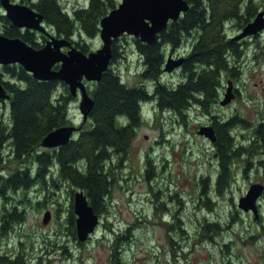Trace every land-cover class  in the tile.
Here are the masks:
<instances>
[{
    "label": "rangeland",
    "instance_id": "rangeland-1",
    "mask_svg": "<svg viewBox=\"0 0 264 264\" xmlns=\"http://www.w3.org/2000/svg\"><path fill=\"white\" fill-rule=\"evenodd\" d=\"M14 1L30 5L29 2L35 0ZM105 1L120 5L123 0ZM88 3L89 0H60L70 15ZM260 8L264 9V4ZM2 13L0 4V16ZM234 26L235 20L225 25L231 37L239 32L240 26ZM46 28L53 34L56 32L48 23ZM2 32L3 23L0 21ZM74 36L76 41L85 43L88 50H96L102 45L99 36L89 37L77 32ZM126 40L123 41V57L111 65L128 85L145 83L153 94L157 82L171 87L187 79L183 67L164 72L159 80L143 81L138 75L144 62L133 37L126 35ZM194 42L191 36L184 38L172 54L175 57L187 55ZM258 43L264 45V31L258 37L241 42L239 54L228 51V68L219 72L217 85L235 78L243 96L230 108L216 107L215 111L227 119L239 111L252 123L249 127L235 124V136L242 131L253 134L257 122L264 119V58L260 55ZM167 52L168 55L170 50ZM200 68L198 66V70ZM0 73L3 80L12 79L2 65ZM68 89L60 85L55 97L67 95ZM80 100L78 93L68 104V116L76 127L83 121ZM9 105L10 99L0 101V120L6 123L10 122ZM141 110V124L128 153L124 156L112 154L107 162V167H112L117 175L109 197L110 212L100 214L101 223L90 240L80 244L66 227L70 226L67 216L74 197L69 182L59 180V186L55 187L49 180L46 186L13 190L3 189L0 179L1 255L19 258L20 264H221L231 259L237 264H264V195L260 199V222L238 207L239 198L246 194L251 183H264V150L248 146L240 155L233 154L234 175H229L228 189L218 194L219 157L214 154L209 141L196 134L198 125L206 121L199 115L201 106L193 100L187 116L182 118L172 110L162 111L152 96L142 102ZM2 148L0 176L6 177L24 163H29V160L11 161L13 156L8 143ZM150 165L153 171L149 178L147 169ZM31 166L33 170L37 167L35 163ZM58 169V165L52 168V179L59 174ZM206 179H209L208 185L203 191ZM151 185L161 189L160 196L166 200V208L159 213H155ZM2 190L4 195H1ZM207 197L211 203L205 206ZM14 207L23 212L24 219L9 224L3 232L1 218L4 210L13 211ZM47 211H50L51 218L44 223ZM205 219L208 223L217 220L220 227H212L205 237L199 239L195 236L199 235L200 229L202 231ZM252 235L258 237L253 239ZM171 237H174L173 241Z\"/></svg>",
    "mask_w": 264,
    "mask_h": 264
},
{
    "label": "trees",
    "instance_id": "trees-1",
    "mask_svg": "<svg viewBox=\"0 0 264 264\" xmlns=\"http://www.w3.org/2000/svg\"><path fill=\"white\" fill-rule=\"evenodd\" d=\"M187 1L190 9L177 21L170 22L167 30L163 31L154 43L147 44L133 39L144 62L143 70L138 76L143 81L159 80L163 76V63L168 49L172 52L174 48H179L184 35L201 30L202 35L192 45L185 62L184 72L187 74V80L171 87L158 82L154 94L150 95L143 84L128 85L122 80L121 74L111 66L103 73L101 80L94 82L93 88L89 90L94 99V106L87 119L83 118L77 127V136L58 149L43 148L41 143L51 131L73 124L68 116V104L73 96L67 92V95L55 97V91L60 85L68 89L66 83L36 79L20 64L3 66L12 79L3 80L0 73V80L11 94L10 122L0 120V154L3 145L8 143L13 156L11 161L29 160V163H24L6 177L0 176L3 189L46 186L49 180H52L53 186L58 187L61 180L69 182L73 195L77 189L84 190L97 213L110 212L109 197L112 195L117 175L112 167H107V162L112 154L124 156L128 153L136 137V130L141 124L139 103L154 96L160 109L172 110L184 118L196 94L205 95L206 100H210L215 91L214 86H217L219 80V72L228 68V51L232 50L236 54L240 52V43L232 39L225 25L235 20L236 27L245 26L264 4V0ZM29 3L32 8L43 14L45 21L55 28L59 36H64L85 53L90 50L85 43L74 39L75 33H85L89 37L97 36L101 19L116 7L112 1L107 3L105 0H89L87 6L76 8L73 15H70L63 9L60 0H37L35 3ZM0 21L3 23L4 35L20 37L36 48L42 46L33 32L17 28L6 15L1 14ZM124 40L127 41L126 34L114 41L113 64L123 57ZM257 46L264 58V45L258 43ZM198 66L201 67L200 70ZM120 116H127L128 126L118 124ZM227 125L218 127V148L222 158L221 176L216 182L218 194L228 189L223 187L225 178L230 174L234 175L231 161L228 162L231 155L228 157L226 153L233 151L235 137L227 133ZM31 163L37 165L36 169H32ZM55 165H58L59 174L52 179L51 171ZM152 168L150 165L147 169L149 178ZM208 180H205L203 191L207 188ZM151 192L155 213H159L166 208V200L160 196L162 190L156 189L154 185ZM1 195H4V190ZM201 196L202 193L199 195L200 200ZM73 198L67 216L70 226L66 227L76 237ZM207 199L205 206L211 203L208 197ZM178 200L181 201V198ZM4 211L1 218L3 232L9 224L22 222L24 219L23 212H18L15 207L13 211ZM202 224V231L200 229L199 235L195 236L199 239L205 237L212 227H220L217 220L208 223L205 219ZM173 238L171 237L172 241ZM117 262H120V258ZM0 264H20V260L0 254Z\"/></svg>",
    "mask_w": 264,
    "mask_h": 264
},
{
    "label": "water",
    "instance_id": "water-1",
    "mask_svg": "<svg viewBox=\"0 0 264 264\" xmlns=\"http://www.w3.org/2000/svg\"><path fill=\"white\" fill-rule=\"evenodd\" d=\"M0 3L7 12V18L17 28L48 33L43 24L44 16L38 10L28 5L13 3L11 0H0ZM189 7L187 0H123L100 21L102 47L88 53L72 45L65 37L51 36L48 42L36 48L20 37H9L0 33V65L20 64L36 79L66 83L73 96L79 92V108L86 120L94 106V99L88 93L85 80L98 82L109 69L113 58L114 40L124 33H129L139 37L144 43H153L157 35L167 27L168 21L177 20L181 12H186ZM263 29L264 11H260L234 39L255 35ZM64 47L69 49L64 51ZM183 61V58L172 60L170 55L165 71H172ZM10 98L11 95L0 80V99ZM228 100L229 98H226L225 102ZM75 130L74 125L59 127L43 139L41 146L55 148L66 145L72 140ZM211 133V128L206 126L199 131V134L206 136ZM263 191V184H253L239 201V206L246 212L252 210L256 219L260 217L257 201ZM74 213L78 239L85 242L95 232L100 216L89 203L84 190L74 193ZM50 218L51 213L47 211L44 214V223H48Z\"/></svg>",
    "mask_w": 264,
    "mask_h": 264
},
{
    "label": "flooded vegetation",
    "instance_id": "flooded-vegetation-1",
    "mask_svg": "<svg viewBox=\"0 0 264 264\" xmlns=\"http://www.w3.org/2000/svg\"><path fill=\"white\" fill-rule=\"evenodd\" d=\"M14 3V0H11ZM37 0L31 2V3H35ZM36 10V9H35ZM47 22L45 21V24ZM25 30V29H23ZM201 30H196L194 33H191L190 35L193 36L194 34H197L198 32H200ZM35 34V37L38 39V42H40L42 45L45 44L46 42L49 41L50 36H55V37H63V36H59V34L57 32H50L48 31V34L45 33H41L38 31H31ZM40 34V35H39ZM201 35V34H200ZM199 35V36H200ZM64 51L68 50V47H64L63 48ZM232 82L235 83V85H233V90H232V100L230 103L228 104H222V100L226 95V91H227V86L228 84H233ZM85 83L87 84V90L89 91L91 89V86L94 82H87L85 81ZM227 83V85H226ZM225 84H218L215 87V91L214 94L212 95V98L210 100H206V96L205 95H197L195 98L196 104L201 106V110L199 115L205 119L206 121L201 123L198 126V129L202 126V125H209L213 128L214 130V136H213V140H210L209 143L211 144V148L214 150V154H216L219 157L220 160V168L222 169V158L219 152V148H218V143H219V135H218V127L219 126H226L227 128V133L228 134H233L235 136V134L233 133V125L234 124H241L244 127L247 126H251L252 123L250 121H248V119L244 116L241 115V113L239 111H236L235 113L231 114L230 118H223L220 117V113H217L215 111V108L218 107L219 109H227L230 108L233 104H235L239 99L242 98V91L240 90V87L236 84V79L235 78H228ZM257 129L254 130L253 134L250 133H245V132H240L239 134H237V136H235L234 138V147H233V151H229L226 153V155L229 157L230 155V159H229V163L232 160V155L233 154H237L240 155L242 152H245V150L247 149L248 146H252V147H257L258 149H263L264 150V119H261L257 122ZM245 129V128H244ZM229 131V132H228ZM57 148H53V149H58ZM264 154V151H263ZM219 176H221V172L219 173ZM259 182V181H258ZM230 184V180H229V176L228 178H225V182L223 184V187H227ZM249 214V213H248ZM258 237V235H252L251 238L256 239ZM261 237V235H260ZM227 244L225 243V246ZM229 247H227L228 249ZM4 256H8L10 258L9 255H4ZM241 257V254L238 255ZM239 262V261H238ZM221 264H237L236 261H233L232 259L228 262L222 263ZM258 264V263H255Z\"/></svg>",
    "mask_w": 264,
    "mask_h": 264
},
{
    "label": "bare ground",
    "instance_id": "bare-ground-1",
    "mask_svg": "<svg viewBox=\"0 0 264 264\" xmlns=\"http://www.w3.org/2000/svg\"><path fill=\"white\" fill-rule=\"evenodd\" d=\"M154 42H155V41H154ZM154 42H153V43H154Z\"/></svg>",
    "mask_w": 264,
    "mask_h": 264
}]
</instances>
